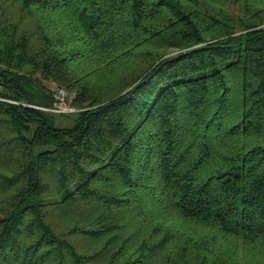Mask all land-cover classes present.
Listing matches in <instances>:
<instances>
[{"label":"trees","instance_id":"trees-1","mask_svg":"<svg viewBox=\"0 0 264 264\" xmlns=\"http://www.w3.org/2000/svg\"><path fill=\"white\" fill-rule=\"evenodd\" d=\"M0 96V264H264V0H0Z\"/></svg>","mask_w":264,"mask_h":264},{"label":"built area","instance_id":"built-area-1","mask_svg":"<svg viewBox=\"0 0 264 264\" xmlns=\"http://www.w3.org/2000/svg\"><path fill=\"white\" fill-rule=\"evenodd\" d=\"M53 105L51 108H41L42 110L56 113V114H68L76 112V108L73 107V102L75 99L74 93H69L66 89L62 87H57L53 91ZM1 102L16 103L13 100L4 98L0 96Z\"/></svg>","mask_w":264,"mask_h":264},{"label":"rangeland","instance_id":"rangeland-1","mask_svg":"<svg viewBox=\"0 0 264 264\" xmlns=\"http://www.w3.org/2000/svg\"><path fill=\"white\" fill-rule=\"evenodd\" d=\"M46 85L50 88V90L53 93V91L55 90L54 85L53 84H47V83H46ZM69 93H74V92H69ZM74 117H75V115H62V116L54 115V118H55L54 119V125L55 126H59V127H67V126H70L72 124V122H73Z\"/></svg>","mask_w":264,"mask_h":264}]
</instances>
